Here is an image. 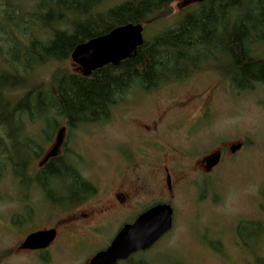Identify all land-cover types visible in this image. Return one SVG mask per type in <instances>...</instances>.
<instances>
[{"label": "rangeland", "instance_id": "374dc122", "mask_svg": "<svg viewBox=\"0 0 264 264\" xmlns=\"http://www.w3.org/2000/svg\"><path fill=\"white\" fill-rule=\"evenodd\" d=\"M35 1L21 2L25 9L31 10ZM194 9L195 5H186L184 1L174 2L169 16L146 24L143 36L149 38L172 27L187 11ZM256 53L255 57L264 61V47H259ZM223 58L218 63L209 58L200 61L206 62L200 70L180 80L171 78L169 82L150 89L149 98L144 90L133 87L117 100L107 121L77 129L67 128L66 152L71 167L73 165L99 189V195L96 199L93 197L94 200L90 199L88 206L101 198L100 194L110 191L113 185L117 139L124 140L129 132H138L136 127L139 123H150L153 117H160L168 105L176 109L179 101L199 97L200 104L193 101L185 107L184 111L190 118L197 108L209 107L190 124L182 118L176 121V127H184L186 138L191 140L189 153L202 152L200 156H204L213 145L212 148L216 149L224 144H242L237 153L224 154L221 164L210 176L195 177L189 170L188 181L172 198L169 196V204L174 210L173 226L161 248L150 252L148 260L155 264H258V260L264 259V87L254 85L250 91L235 90L227 75H223L227 72L226 58ZM57 67L72 73L80 72L70 60ZM214 67L223 69V76ZM43 73L42 79L46 80L48 70ZM128 108L134 110L135 115L124 114L123 119H127L129 124L121 129L116 115L122 109H127L124 111L127 112ZM21 128V139L31 140L40 156L51 148L57 132L45 142L41 131L43 125L38 122H23ZM26 144L25 140L20 141L19 150L24 160L27 157ZM123 147L133 149L136 154L139 148L144 147L151 152L150 155L157 150L149 139L142 144L133 140ZM179 150L182 155L178 166H182L187 153L185 148ZM40 158L30 154L27 160L25 166L29 169L24 175L30 182L34 179V167ZM164 158L168 166L174 159L169 153ZM5 160V157L0 158V264H87L99 244L76 247L81 235L74 230H62L56 242L39 258L18 253L17 248L24 237L38 230L53 228L64 217L65 210L51 208L36 188L32 190L30 183L26 191L22 189L20 179L13 175L11 164ZM153 175L152 172L149 174L151 178ZM85 206L79 209L84 210ZM70 212L75 213L76 210ZM243 221L262 225L259 238L258 231L253 233L256 237L247 231L246 245L236 234L237 225ZM105 236L110 238L111 233Z\"/></svg>", "mask_w": 264, "mask_h": 264}, {"label": "trees", "instance_id": "16d2710c", "mask_svg": "<svg viewBox=\"0 0 264 264\" xmlns=\"http://www.w3.org/2000/svg\"><path fill=\"white\" fill-rule=\"evenodd\" d=\"M21 1L25 0H0V158L11 164L17 178L22 167L20 141L27 143L24 164L30 154L40 156L31 140L21 139L23 122L43 125L45 142L63 122L70 129L105 122L117 100L133 87L149 91L171 78H186L200 70L206 64L200 61L206 58L217 63L226 58L225 74L214 69L227 75L235 90L264 87V61L255 57L256 50L264 47V0L194 4L195 9L172 27L143 36L134 59L117 67L107 65L90 77L57 66L69 61L78 45L117 27L141 24L145 35L146 24L169 16L179 0H36L31 10ZM71 169L76 171L73 165ZM62 170L60 161L53 162L38 181L54 178L63 183ZM22 178L28 187L30 180L24 173ZM72 181L68 188L75 199L82 185L75 177ZM47 195L58 202V196L49 191ZM248 230L250 236L258 231L259 238L262 225L246 221L237 225V237L244 245Z\"/></svg>", "mask_w": 264, "mask_h": 264}, {"label": "flooded vegetation", "instance_id": "af4514ba", "mask_svg": "<svg viewBox=\"0 0 264 264\" xmlns=\"http://www.w3.org/2000/svg\"><path fill=\"white\" fill-rule=\"evenodd\" d=\"M144 93L149 98L151 91H144ZM193 101L200 104V98L196 96L188 101H179V106L176 109H172L168 105L166 111L161 113L162 115L160 117H153L150 123H139L138 127H136L139 129L138 132L130 133L128 131L129 135H125V137L128 136L126 139H117L114 151L115 174L113 177V185L110 191L103 195L100 194L101 198L95 200L89 206L88 201L93 199V197L94 199L97 198L99 189L95 183L85 178L80 171H72L71 169L65 142L67 128L69 130L71 129L67 126H63L57 130L56 135L61 128L64 129L63 141L59 148L58 155L54 158L47 159L48 153L55 146V135L51 148L43 156L41 155L42 157L39 156V158H41L38 160L37 166L34 167V179L31 180L32 190L36 188L39 194L46 199L51 208L57 207L65 210L64 217L53 228H49L54 229L56 232L55 239L49 248L56 242L62 230L64 232L74 230L76 234L78 233L81 235L76 243V247L82 248L83 246H87V244H99V248L92 253L93 258L98 253L106 251L125 227L134 225L141 215L161 205H169L172 209V229L174 210L169 204L170 200L168 199L169 196L172 198L173 194L177 192L181 185L188 181L187 178H190L189 170L194 173L195 177L201 175L202 177L210 176L221 164L224 154L227 152L232 155L235 154L231 152L232 145L227 144L216 149L212 148L213 145L210 149H207L208 153L204 156H200L202 152L200 154L188 152V146L191 140L186 138L184 127L182 129L176 127V121L182 118L187 122L186 124H190L194 122L201 113L207 112L209 109L208 106L202 109L197 108L194 116L190 118L186 115L184 110L185 107ZM126 110L127 109H122L117 112L116 115L117 123L121 129L129 124L127 119L125 120L128 122L127 124L125 123L123 115H135L134 110L128 108V111L124 112ZM148 139L157 147L153 155H150L151 152L145 150V147L139 148L137 154L133 149H124L126 147H123V144L133 140L142 144L145 141L147 142ZM240 145L242 147V144ZM180 148H185L187 153V158H185L186 160L184 161L185 165L182 166H178V162L181 161L180 155H182L179 150ZM168 153L172 155V158L174 157L169 166L164 163V157ZM216 155L219 156L218 164L208 169L207 161ZM57 161H60L63 165L64 182H58L54 178L46 180L45 182L38 181L40 173L45 171L53 162ZM190 161H193L191 166L189 165ZM21 165V177L19 179L23 185L22 189L26 191L29 187L24 186V179L22 176L24 172L27 174L29 167L25 166L26 164L23 163L22 159ZM151 172L154 173L152 178L149 176ZM72 177H75L77 184L82 185L75 199L71 197L68 188L73 183ZM48 191L53 196H58V202L49 199L47 195ZM82 205H86L87 208L80 210L79 208ZM73 209L76 210L75 213L70 212ZM169 232L158 239L149 249L137 251L124 260H118L116 264H155L153 260H148L151 255L150 252L157 248H161V244ZM107 233H111L110 238H106L105 234ZM26 237H24L20 246ZM20 246L17 248L18 253L32 254L38 258L41 255H45L49 249L41 251L20 250ZM89 262L87 264H89Z\"/></svg>", "mask_w": 264, "mask_h": 264}, {"label": "water", "instance_id": "95a60500", "mask_svg": "<svg viewBox=\"0 0 264 264\" xmlns=\"http://www.w3.org/2000/svg\"><path fill=\"white\" fill-rule=\"evenodd\" d=\"M186 5L200 4L212 0H181ZM144 28L141 24H126L111 30L108 34L99 36L78 45L70 56V61L79 68L83 77H90L93 72L107 65L119 66L127 59H134L137 50L143 45ZM64 129L56 135V143L48 153L47 159L54 158L59 153L63 141ZM241 145L232 146L231 152L236 153ZM219 156H213L207 161L208 169L216 166ZM172 209L169 205L158 206L141 215L134 225L125 227L113 240L110 247L93 257L89 264H116L129 255L149 249L158 239L170 231L172 225ZM54 229L37 231L29 234L20 250L41 251L49 248L54 241Z\"/></svg>", "mask_w": 264, "mask_h": 264}]
</instances>
